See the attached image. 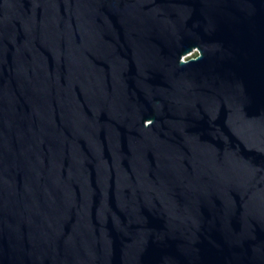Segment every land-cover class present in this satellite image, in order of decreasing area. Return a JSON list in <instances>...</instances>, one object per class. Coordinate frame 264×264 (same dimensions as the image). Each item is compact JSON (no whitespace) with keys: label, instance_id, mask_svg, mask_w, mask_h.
<instances>
[{"label":"water","instance_id":"95a60500","mask_svg":"<svg viewBox=\"0 0 264 264\" xmlns=\"http://www.w3.org/2000/svg\"><path fill=\"white\" fill-rule=\"evenodd\" d=\"M0 264H264V0H0Z\"/></svg>","mask_w":264,"mask_h":264},{"label":"rangeland","instance_id":"374dc122","mask_svg":"<svg viewBox=\"0 0 264 264\" xmlns=\"http://www.w3.org/2000/svg\"><path fill=\"white\" fill-rule=\"evenodd\" d=\"M196 54H197V51L194 50V51L191 52V54H188L187 56H184V57H185V58H189V57H191V56H195Z\"/></svg>","mask_w":264,"mask_h":264}]
</instances>
